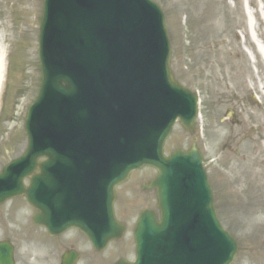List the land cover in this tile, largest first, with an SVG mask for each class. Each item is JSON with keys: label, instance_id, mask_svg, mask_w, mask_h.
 I'll use <instances>...</instances> for the list:
<instances>
[{"label": "rangeland", "instance_id": "obj_1", "mask_svg": "<svg viewBox=\"0 0 264 264\" xmlns=\"http://www.w3.org/2000/svg\"><path fill=\"white\" fill-rule=\"evenodd\" d=\"M153 1L164 15L173 75L200 100L194 130L186 131L177 122L165 152L197 143L211 166L217 215L238 243L231 264H264V0ZM41 7L42 0H0V42L11 60L10 88L3 95L0 115V168L18 157L27 143L25 117L40 84ZM229 106L237 107L232 111L241 119L238 127L230 126L224 115ZM140 173L150 174L146 169ZM229 191L235 199H226ZM22 201L0 207V238L9 236L22 247L20 264H51L38 254L39 243L19 233V213L26 211ZM120 240L117 250L111 244L103 253H108L105 264L115 252L133 257L130 235Z\"/></svg>", "mask_w": 264, "mask_h": 264}, {"label": "water", "instance_id": "obj_2", "mask_svg": "<svg viewBox=\"0 0 264 264\" xmlns=\"http://www.w3.org/2000/svg\"><path fill=\"white\" fill-rule=\"evenodd\" d=\"M50 1L56 4L59 0ZM131 3L142 15L138 19L139 25L142 24V20H145L146 29L145 33L137 29V33L140 34L136 37L137 40L131 38L133 45L131 50L133 51H137L144 43V51L134 53L131 57L134 60L143 54L151 59L152 71L158 74L156 78L168 97L167 105L164 106L166 109L162 116L151 117L149 115L146 122L139 124V118L135 115L132 118L126 116L121 104L123 102L121 97H129V92L132 90L124 91L118 87L116 93L112 92L111 88L114 85L109 83L110 79H107V75L115 69V54L120 49L117 44L120 41L102 44L103 37L98 34L96 37L99 39L95 42L98 44L97 53L87 52L83 55V61L86 62L85 68L91 73L82 69L88 72V77H82L72 69L59 70L53 66L47 58V35L45 26L42 25L40 58L43 79L39 97L28 118L31 137L34 136L36 116L40 107L44 108L45 122L43 128L57 123L56 116L44 103L46 100L51 98L57 100L58 96L63 97L65 100L54 104L57 107L54 111L61 112V108L65 106L67 110H71L73 107L69 100L73 99L74 96L79 97V100H84L92 95L91 92L83 93L80 90L83 80L96 79V84L93 85L96 87L99 78L101 84L105 83V92L94 94L95 99L90 104L87 101L83 102L89 105V109L80 106L75 112L82 121L90 116L96 118V123L101 129L105 128L108 121L114 116L118 118L120 124V127L115 129L120 130L119 134H114L117 138L115 144H109L106 141L108 139L100 138V144L93 145L100 149L97 152L105 154L110 152L112 154V156L107 155L106 163L108 162L110 165L109 170L114 168L116 175L111 179H104L101 184L104 189L103 199L104 210L106 211L103 221L105 240L112 237L116 238L121 232V227L115 223L111 212L112 198L110 194L113 193L114 183L123 179L130 169L142 164H150L159 170V178L152 182V185L158 189L162 222L156 223L155 218L150 217L151 220L146 215L141 217L135 230L137 260L133 264H229L237 246L234 239L221 228L216 219L211 190L202 170L199 153L195 149L188 152L177 151L166 158L161 151L162 142L176 117H180L181 122L186 127H192L195 116V100L171 78L168 68L169 45L160 10L148 0H132ZM68 14L74 16L72 11ZM79 23L87 25L89 21L85 20V22L80 21ZM130 27L133 29L139 26L133 24ZM90 30L92 33L98 32L92 28ZM74 39L80 45L85 43L82 35H78ZM137 79L140 80L139 77ZM110 104H114L112 109L109 108ZM133 105L142 111L139 105ZM115 109L116 112H114ZM140 111L137 112L138 115ZM104 120L107 122H103ZM66 126L61 127L66 128ZM67 127L69 128V126ZM69 133L77 134L76 137L71 138L72 140L70 139L71 141L69 140V146L73 148L80 146V148L89 150L90 141H85V139L90 138L92 134L90 129L79 128L76 132L69 130ZM108 133L106 134L108 135ZM48 138L49 141H53L51 135H48ZM121 143L128 144V149ZM131 149L135 151L134 154L128 153ZM35 152H44L43 154L51 158L48 152L42 151L38 144L32 142L25 160H34ZM114 155L117 159L118 168L112 166L111 163ZM52 161L53 158L43 166L51 167L50 162ZM39 167L42 168V165ZM106 195L108 199H106ZM84 223L86 222L73 220L65 225H77L83 229L85 228L83 227ZM88 227L92 229L94 225L89 222ZM6 253L3 246L0 245V260L2 261L0 264H10L9 254L7 251ZM118 264L126 263L120 261Z\"/></svg>", "mask_w": 264, "mask_h": 264}, {"label": "flooded vegetation", "instance_id": "obj_3", "mask_svg": "<svg viewBox=\"0 0 264 264\" xmlns=\"http://www.w3.org/2000/svg\"><path fill=\"white\" fill-rule=\"evenodd\" d=\"M38 240H36L39 244H35L37 249L44 248L45 244H48V247L46 249V257L49 261H53L56 258L57 252H59V255H61L63 252H66L67 250L73 249L74 247H84L83 249H87L88 243L85 239V237H69L72 236L73 233H66L64 235H58V236H51L49 238V234L42 229V231H38L37 233ZM64 238H61V237ZM61 238V239H60ZM77 250V248H76ZM78 251V250H77ZM24 252H20V256L23 257ZM79 258L81 256V253L79 252ZM28 260L32 259V256H29L27 258Z\"/></svg>", "mask_w": 264, "mask_h": 264}, {"label": "bare ground", "instance_id": "obj_4", "mask_svg": "<svg viewBox=\"0 0 264 264\" xmlns=\"http://www.w3.org/2000/svg\"><path fill=\"white\" fill-rule=\"evenodd\" d=\"M3 45H1V42H0V69L2 68V58H1V56H3L4 54H3ZM3 54V55H2ZM3 58H4V56H3Z\"/></svg>", "mask_w": 264, "mask_h": 264}]
</instances>
